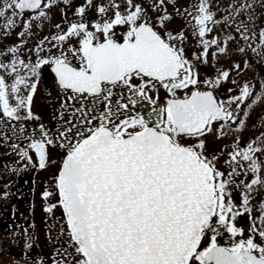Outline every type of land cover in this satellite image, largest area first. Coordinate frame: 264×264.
Listing matches in <instances>:
<instances>
[{
  "label": "snow or ice",
  "instance_id": "6c2138e0",
  "mask_svg": "<svg viewBox=\"0 0 264 264\" xmlns=\"http://www.w3.org/2000/svg\"><path fill=\"white\" fill-rule=\"evenodd\" d=\"M60 5L62 23L27 48L33 22L42 27ZM68 9L72 0H0L4 36L23 20L19 42L0 50V135L7 141L10 130L27 142L12 145L25 167L33 150L35 166L55 168L59 199L44 211L62 208L56 239L67 240L54 250L52 264H264V131L243 144L239 136L252 110L264 104V76L232 80L236 88L224 97L219 89L233 70L241 73V64L203 79L199 71L209 66V54L213 68L228 56L230 41L235 52L250 51L264 64V24L254 0H232L220 19L212 0L187 6L84 0L72 19ZM175 18L184 28H170ZM221 23L234 32L209 38ZM188 28L201 49L191 58ZM243 67L253 65L245 59ZM45 68L59 93L54 127L32 109ZM142 100L153 105L146 114L138 108ZM33 120L39 123L27 127ZM213 132L216 140L236 136L209 152ZM50 148L61 153L58 160ZM51 195L42 192L45 200ZM243 216L247 228L238 223ZM24 238L27 252L35 237L25 229Z\"/></svg>",
  "mask_w": 264,
  "mask_h": 264
},
{
  "label": "flooded vegetation",
  "instance_id": "af4514ba",
  "mask_svg": "<svg viewBox=\"0 0 264 264\" xmlns=\"http://www.w3.org/2000/svg\"><path fill=\"white\" fill-rule=\"evenodd\" d=\"M83 2L84 0H72V9L67 10L69 19L73 18L74 8ZM63 7V5H60L59 8H52L50 11V20L45 21L42 27L37 28L36 23L33 22L31 30L34 34L31 37H26L27 48H32L38 41L43 39L44 36H50L53 32H55L54 25L62 23L60 8ZM29 15L30 13L26 12L24 14V19H27ZM87 15L89 18H92L94 13L89 11ZM172 26L173 25H170V28H172ZM22 29L23 20H20L18 26L7 36H4L2 34L3 29H0V50H3L6 46L11 44L18 43L20 38L17 33L22 31ZM186 36V54L189 58H191L192 52H198L201 49L196 47V44H194L195 38H192L191 34L186 33ZM190 41H193V43L191 44ZM21 52H26V49L22 47ZM238 56H240V60L243 62L246 57H248V53L247 56L241 54ZM212 64L213 60L211 54H209V66L207 68L203 66L199 68L202 79L204 78L205 73L214 74L216 70L222 67L221 57H219L218 62L215 63V68L212 67ZM243 73L246 74L248 72L243 68ZM253 75L254 74L250 72L248 80L253 79ZM255 75L256 79L260 76H264V64H261L260 69L257 68ZM52 78L53 74L45 68L32 105L33 111L41 117L39 122H43L49 127L55 126L53 115L55 114L54 109L58 108L57 97L59 95L58 90L53 86ZM229 78L231 82L225 83V86L219 89L217 95L224 96V92L227 91L228 86L229 88L231 87L235 89L236 86L232 84V80L234 79L238 80L241 84L246 81L244 79L245 76L241 73L237 75L234 70L230 73ZM49 91L52 93L51 97L47 95ZM233 94H236V92L234 91ZM149 95L153 98L156 96L155 93H149ZM166 95L165 91L161 89L159 102L162 103ZM151 107H153V105H150L146 100H142L138 106L139 110L145 114L151 110ZM255 117H253L251 112V115L247 120L250 129H256L257 127L259 118ZM33 121L34 125L39 123L38 121ZM25 123L26 126L29 127V122ZM6 134L9 137L7 141H5L3 136L0 135V258L10 257L16 258L17 260L40 263L43 256L39 252L38 244H36L37 239L35 236V228H37L40 224H43V220H45V218L49 219V216H53L58 211V208L62 210V208L57 204V207L53 209L52 213L44 211L46 204H56L59 199L58 192L55 190L52 180L55 168L48 167L47 169L42 170L35 166L36 157L33 150H30L29 152L33 158V162L25 167L27 162L21 161L20 156L18 155V149L14 150L12 145L16 144L19 145V147H25L27 142L12 138L10 130H8ZM36 135L38 137L39 133L37 132ZM215 147L216 149H214V151H218L222 146L216 145ZM49 152L53 159L58 160L61 155L60 152L51 148L49 149ZM46 188L48 191L52 192V195L45 200V198L42 197V192ZM4 192H7L8 195L4 196ZM236 198L237 202H239L238 194H236ZM253 205H258V199L253 201ZM254 212L256 211L254 210ZM246 217L247 216H243L239 218V225L242 226L244 222H247ZM25 229H27L29 235L35 237L34 241H32V247L28 249L27 252L25 251ZM14 240L16 243H13Z\"/></svg>",
  "mask_w": 264,
  "mask_h": 264
},
{
  "label": "rangeland",
  "instance_id": "374dc122",
  "mask_svg": "<svg viewBox=\"0 0 264 264\" xmlns=\"http://www.w3.org/2000/svg\"><path fill=\"white\" fill-rule=\"evenodd\" d=\"M195 2L196 0H179V4H183L184 6H187V4L189 3H195ZM241 2H243V0H236L237 4ZM231 3L232 0H212V8L216 12L217 19H220L222 16L227 14L226 12L222 11V9H226L228 5ZM254 3H255V14L259 17L258 24H264V0H254ZM217 6H219V9L221 10H218ZM169 10H172L171 7H169ZM239 19L243 20L245 19V16L241 15ZM184 23L185 22L182 19L176 18L172 21L171 25H173L172 26L173 29L179 30L181 28H184ZM226 32H234V29H226L225 25L221 23L210 34L209 38H211L212 35H216V36H220L223 39ZM186 33L191 34L192 38H194L192 35L191 28L186 29L185 34ZM190 43L192 44L193 41H190ZM196 43L197 41L195 39L194 44ZM227 47L229 49V55L221 56L222 67L220 69H229L233 62H239L241 64V69H242L241 74L245 76L244 79L246 81L248 80V75L250 74V72L254 74L253 79L254 78L256 79L255 74L257 68L260 69L261 67V64L257 63V58H254L252 53L248 52V57H246V59H248L251 62L253 67L247 69L248 73L245 74L243 73V68H244L243 62H241L240 56H238L240 54L234 51L236 48V44L230 41ZM228 82H231L230 78L228 79ZM223 86H225V83L222 85L221 88H223ZM228 88L229 86L227 87V89ZM224 93H225L224 97H226L228 95L227 91H225ZM252 114L253 117L256 116L255 118H259L257 127L256 129L255 128L250 129L247 123V127L239 133L242 144L246 143L250 138H254L255 136H257L261 131H264V125L261 124V122L264 121V104H260L259 106L255 107L252 110ZM33 126H35L34 121L29 122V127H33ZM214 136L215 133L213 132V134L207 137L209 152H213L214 149H216L215 147L216 145L223 146L226 143H230L231 140L235 139L236 133H233L232 137H230L229 139H222V140H216L214 139ZM57 210H58L57 211L58 213L56 212L57 214L55 213L53 216H49V219L45 218V220H43V224H40L37 228H35V234H36L35 236L37 239L36 244H38L39 252L43 256L42 264H52L51 257L54 253V250L60 247L61 245L65 244L67 240L66 236L60 238V240L56 239L60 225L63 223L62 210H60L59 208ZM252 214L255 216L258 213L253 211ZM53 224H55V227H52L51 231H49L50 226H52ZM242 226L247 228L248 223L244 222ZM0 264H41V262L36 263L34 261H22V260H17L16 258L2 257L0 258Z\"/></svg>",
  "mask_w": 264,
  "mask_h": 264
}]
</instances>
